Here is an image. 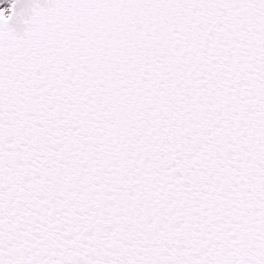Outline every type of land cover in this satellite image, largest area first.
Listing matches in <instances>:
<instances>
[{"label":"snow or ice","instance_id":"6c2138e0","mask_svg":"<svg viewBox=\"0 0 264 264\" xmlns=\"http://www.w3.org/2000/svg\"><path fill=\"white\" fill-rule=\"evenodd\" d=\"M0 264H264V0L0 7Z\"/></svg>","mask_w":264,"mask_h":264}]
</instances>
